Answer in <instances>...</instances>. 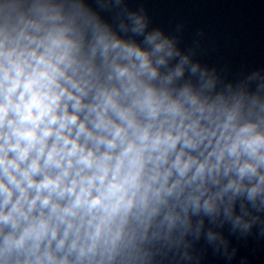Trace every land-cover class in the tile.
Here are the masks:
<instances>
[{
  "label": "clouds",
  "instance_id": "9594fccd",
  "mask_svg": "<svg viewBox=\"0 0 264 264\" xmlns=\"http://www.w3.org/2000/svg\"><path fill=\"white\" fill-rule=\"evenodd\" d=\"M138 0H0V264H250L264 66L198 58Z\"/></svg>",
  "mask_w": 264,
  "mask_h": 264
},
{
  "label": "water",
  "instance_id": "95a60500",
  "mask_svg": "<svg viewBox=\"0 0 264 264\" xmlns=\"http://www.w3.org/2000/svg\"><path fill=\"white\" fill-rule=\"evenodd\" d=\"M151 16L153 26L180 33L184 47L200 40L198 58L210 65L237 73L242 68L264 66V0H138ZM239 255L250 264H264V244L254 237L233 241ZM205 264H223L206 254Z\"/></svg>",
  "mask_w": 264,
  "mask_h": 264
}]
</instances>
